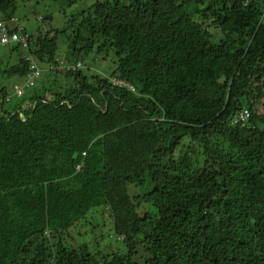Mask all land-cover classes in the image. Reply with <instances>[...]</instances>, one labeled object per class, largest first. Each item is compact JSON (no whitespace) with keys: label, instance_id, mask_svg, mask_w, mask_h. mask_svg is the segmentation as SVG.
<instances>
[{"label":"trees","instance_id":"obj_1","mask_svg":"<svg viewBox=\"0 0 264 264\" xmlns=\"http://www.w3.org/2000/svg\"><path fill=\"white\" fill-rule=\"evenodd\" d=\"M15 11L0 0V20ZM68 22L60 61L111 49L116 67L44 72L0 102V264H264V0H96ZM59 32L29 35L38 65H58ZM9 47L4 72L25 78ZM145 176L154 217L127 190ZM104 206L125 250L66 247Z\"/></svg>","mask_w":264,"mask_h":264},{"label":"rangeland","instance_id":"obj_2","mask_svg":"<svg viewBox=\"0 0 264 264\" xmlns=\"http://www.w3.org/2000/svg\"><path fill=\"white\" fill-rule=\"evenodd\" d=\"M95 1L16 0L15 18H17L19 25L26 30L28 35H34L38 31L43 33L50 30L60 31L56 36V58L57 61L67 60L68 38L73 31L67 27L68 21L74 15L86 10ZM195 8L196 6L191 5L187 10L193 11ZM198 8L201 9V7ZM209 32L214 36L219 33L213 27L209 28ZM20 53V51H11L9 46L0 47V89L4 88L8 93L7 95L12 92L13 85H22L25 81V78L8 76L4 72L7 67L17 62ZM81 63L84 65L81 71L87 77L96 74L109 76L116 67L115 55L111 49L98 53L93 52ZM44 84L48 87L50 82L46 81ZM31 92L32 88L27 89L24 97ZM17 101L18 99L12 98L8 106H13ZM255 111L262 112L261 104L255 108ZM150 188L151 184L147 176H145V183L142 186L134 187L129 185L127 187L129 195L133 197V204L136 206V212L139 216H143L145 213L150 215V217L156 215V209L150 203L143 202L141 199L142 195ZM63 243L70 248L86 247L90 254H98L100 256H109L125 250L122 238L118 239V235L113 228V218L106 206L94 208L84 220L70 228L68 233L63 235ZM137 261H139L138 258Z\"/></svg>","mask_w":264,"mask_h":264},{"label":"built area","instance_id":"obj_3","mask_svg":"<svg viewBox=\"0 0 264 264\" xmlns=\"http://www.w3.org/2000/svg\"><path fill=\"white\" fill-rule=\"evenodd\" d=\"M6 46H19L24 54L25 61L28 63V72L22 85H13L12 92L9 95H6L3 101L0 99V102H3L4 104H9L12 98H16L18 100L22 99L25 95V91L35 87L44 72L54 70L73 72L84 68V65L79 61H59L58 65L49 67H42L38 65L30 53L29 35L24 32V29L19 25V22L15 17L10 18L9 20H0V47ZM109 82L114 86H127L130 90H134L130 85L115 78H109ZM255 108L256 105H254L253 109ZM250 115V111L244 108L236 115L233 121L234 123L247 122Z\"/></svg>","mask_w":264,"mask_h":264}]
</instances>
